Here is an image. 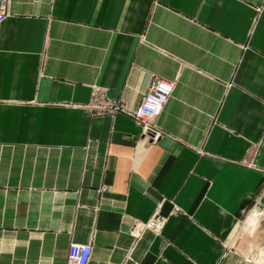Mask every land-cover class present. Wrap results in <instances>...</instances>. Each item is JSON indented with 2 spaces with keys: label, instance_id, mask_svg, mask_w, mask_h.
Listing matches in <instances>:
<instances>
[{
  "label": "crops",
  "instance_id": "crops-1",
  "mask_svg": "<svg viewBox=\"0 0 264 264\" xmlns=\"http://www.w3.org/2000/svg\"><path fill=\"white\" fill-rule=\"evenodd\" d=\"M153 78L174 85L157 142L102 109ZM72 242L89 264H258L264 0H9L0 264H67Z\"/></svg>",
  "mask_w": 264,
  "mask_h": 264
},
{
  "label": "built area",
  "instance_id": "built-area-1",
  "mask_svg": "<svg viewBox=\"0 0 264 264\" xmlns=\"http://www.w3.org/2000/svg\"><path fill=\"white\" fill-rule=\"evenodd\" d=\"M9 0H0V26L7 19V5ZM174 93V85L161 78H153L150 86L142 98L138 108L128 111L123 104L105 103L102 109L110 110L114 114H125L135 120L140 126L144 135H147L151 142H157L162 136L158 130L157 119L167 106ZM163 222L154 216L146 223L136 225V232L145 229L157 231ZM92 246L72 242L68 250L67 264H89L92 257Z\"/></svg>",
  "mask_w": 264,
  "mask_h": 264
},
{
  "label": "rangeland",
  "instance_id": "rangeland-1",
  "mask_svg": "<svg viewBox=\"0 0 264 264\" xmlns=\"http://www.w3.org/2000/svg\"><path fill=\"white\" fill-rule=\"evenodd\" d=\"M251 215L255 217V216L260 215V213H259V211L254 210L251 212ZM255 260H256V262H258V264H264V252H262V254H261V252L257 253L255 256Z\"/></svg>",
  "mask_w": 264,
  "mask_h": 264
}]
</instances>
